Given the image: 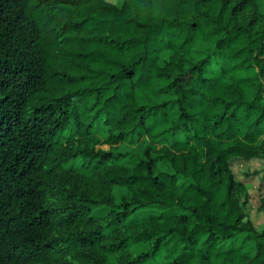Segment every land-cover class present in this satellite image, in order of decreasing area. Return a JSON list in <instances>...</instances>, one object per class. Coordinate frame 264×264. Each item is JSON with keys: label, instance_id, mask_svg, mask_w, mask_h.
I'll list each match as a JSON object with an SVG mask.
<instances>
[{"label": "trees", "instance_id": "obj_1", "mask_svg": "<svg viewBox=\"0 0 264 264\" xmlns=\"http://www.w3.org/2000/svg\"><path fill=\"white\" fill-rule=\"evenodd\" d=\"M259 1L0 0V264H264Z\"/></svg>", "mask_w": 264, "mask_h": 264}, {"label": "rangeland", "instance_id": "obj_2", "mask_svg": "<svg viewBox=\"0 0 264 264\" xmlns=\"http://www.w3.org/2000/svg\"><path fill=\"white\" fill-rule=\"evenodd\" d=\"M259 5L264 13V0H260ZM97 132L102 135L103 138L105 137L103 128ZM261 141L264 142V136L261 138ZM150 144L151 141L148 138L144 136H134L121 143L119 147L117 146L115 149L134 158L137 154H142L145 148ZM97 148L106 150L114 149L111 145L106 143L97 145ZM231 166L236 180L241 181L248 191L246 199L243 197L245 201V211L254 223L256 229L261 231L264 228V213L259 210V206L264 197V159L256 158L249 161L238 159L233 162ZM71 175H74V172ZM63 180L67 181V179ZM72 180L71 178V181ZM235 245L242 247L245 252L253 250L251 244H243L241 241H236ZM66 262V257H64L58 264H66Z\"/></svg>", "mask_w": 264, "mask_h": 264}]
</instances>
